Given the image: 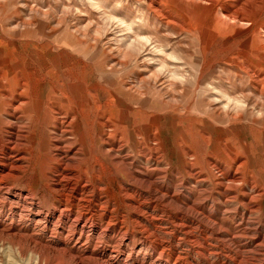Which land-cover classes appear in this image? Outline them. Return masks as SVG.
I'll use <instances>...</instances> for the list:
<instances>
[{"label":"rangeland","instance_id":"374dc122","mask_svg":"<svg viewBox=\"0 0 264 264\" xmlns=\"http://www.w3.org/2000/svg\"><path fill=\"white\" fill-rule=\"evenodd\" d=\"M166 1L174 14L193 13ZM143 5L0 0V264H108V254L89 261L104 247L114 264H264V127L244 120L264 121V95L217 47L203 55L194 40L191 53ZM148 35L168 39L165 54L121 59L124 39ZM174 52L190 54L183 84ZM195 60L207 68L196 71ZM232 84L248 104L237 122L217 119L212 103V87ZM59 121L71 124L64 134ZM60 148L77 174L61 166ZM73 174L74 183L63 177ZM64 208L70 216L58 218ZM77 211L94 228L78 242Z\"/></svg>","mask_w":264,"mask_h":264},{"label":"bare ground","instance_id":"6f19581e","mask_svg":"<svg viewBox=\"0 0 264 264\" xmlns=\"http://www.w3.org/2000/svg\"><path fill=\"white\" fill-rule=\"evenodd\" d=\"M134 1H136L137 3H143V2L146 3V6L143 5V6H145L146 12L149 15H154V18H156L158 21L160 20L162 23L164 22L165 26L169 29V34H168L169 37L173 36V37L177 38V37H180L181 35H183L185 37V39H187L190 42L191 47L193 48V50H191V53H194L193 52L194 51V45H193V42H192L194 40H196L198 42L199 49L203 53V55L207 51H210L212 48L217 47V52L216 53L224 54L223 55L224 60L226 62H228L229 65L234 67L237 71H239V72H241V73H243V74H245L247 76H251V77L255 78V80H256L255 81L256 88H252L251 87L252 89H250V90L259 93L261 96L264 95V0H224L225 2L228 3V5L223 7V9L217 14H213V12H214L215 7L218 5L220 0H176V1H180V2H183V3L191 6L192 9H193V13H191V14H186V13H184V14H182V13L181 14L180 13L179 14H177V13L174 14L173 11L175 9H173L172 6L169 7L165 3V2H167L166 0H134ZM97 5L98 4L96 3V6ZM121 24H120L121 26L124 25V31L127 30V31H131V32L133 31L134 32L135 30L139 29V27H140L139 24L136 23L135 21H131L129 24H127V20H122ZM128 36L130 37V35H128ZM128 36H126V38ZM242 37H243L244 40H242L241 42H237V40H239V38H242ZM130 38H129V41L126 40V39H124V41H123L124 42L123 44H125L124 45L125 48H124V52L122 51L123 55L121 56V59L122 58L126 59V57L129 56L131 54V52H135V51H136V54H137V52L138 53L142 52L141 53L142 55H143V52L144 53L147 52V55L144 56V57H152L153 58V55L156 54V57L158 58L159 56H161V54L162 55L165 54L167 45L169 43L167 41L168 40L167 38H165L163 40H159L157 35H155L154 37L150 36V35H148L146 37H141V38L138 37L140 39H137V40H135V39L132 40ZM186 44L187 43H185V45ZM173 50H175V49H173ZM175 52H174V55L169 57V59L171 60L172 63L175 62L173 64L175 66L174 67V73H173L175 79L173 78V80H175V82L178 83V84L179 83L183 84L184 81L186 82V80H185L186 76L184 75V76L181 77V74H180L181 73V69H180V67L182 68V66L186 65L187 60L190 58V54H189V52H186L185 54H180V53L176 54ZM137 55H139V54H137ZM196 60H195V62H197ZM196 65H197L196 71H199L202 67H203V69L207 68L206 64H205V66H202V65H200L197 62ZM206 81H208V80L206 79ZM233 85L234 84H232L231 87L229 85H228V87L226 86L227 87L226 91H221L220 89L215 87L216 85L211 88L214 91V94H215L214 95L215 99L212 100V103L216 107L214 111L217 112V115H216L217 119H224V118L227 117L232 122H237V121L240 120V117H239L238 113L242 112V111H243L242 113H244V111H246V109L248 108V104H247V101H246L245 97H241L240 96L237 99L232 97V96L235 95V92H236L235 91L236 89H234ZM20 86H21V84H20ZM175 86H176V84H175ZM201 87H202V89H200L201 93H204V92L207 91V88H205L204 85H202ZM5 89H7V88L5 87ZM244 96H245V94H244ZM208 99H210V97ZM7 100H8V98H7ZM249 100L250 99H248V101ZM256 105H254V106H256ZM260 111H259L260 114H262L263 110H260ZM216 112H214V113L216 114ZM228 114H230V116H228ZM260 114L259 113L257 114V118L260 117ZM248 118H244V120H246L247 122L249 121L252 124H258V126L260 125V126L264 127V121L263 120H260V121L258 120L257 121V120L251 119V118H249L250 120H248ZM108 119L109 120L112 119V116L110 115L108 117ZM70 126H71V124L65 126V124L63 122H60V127L62 129L60 131L61 134L66 133L67 129H69ZM102 133H103V131H102ZM112 136L113 135L111 133L108 134V138H112ZM16 138H15V141H13V144H15V145L18 142V141L16 142ZM61 148L58 149L60 151V153L57 155L61 159V166L63 167L64 170H66V171L68 170V171H70L72 173L74 171L77 174V163L75 162L74 159H72L73 157H71L70 160H67L64 157L66 155L65 154L66 152L63 153ZM6 150L10 151L11 149L9 148V146H7ZM66 151H68V150H66ZM116 151L117 150L114 147H112L109 150V152H111L113 155H115ZM231 160H232V158H231ZM236 172H237V170H236ZM76 174L71 175L70 178L65 176V175L63 177L66 178V180L74 183V180L76 179ZM55 182H56V184L54 183L55 185L59 184V181L55 180ZM64 182H65V180H64ZM221 185L223 186V184H221ZM139 187H141V184H140ZM149 196H150V194H149ZM65 202L66 201L64 200L63 203H65ZM68 202H66V203H68ZM71 209L68 210V209L64 208L62 210H58L59 211L58 218H62L63 216H65L66 218L69 217L70 214H71V212H70ZM78 212L79 211L75 212V216L70 221L71 223H73V228L72 229L74 231L75 230L79 231L78 238L76 239L77 242L80 239H82V234L85 232L86 227L89 224L92 223L91 222L92 220L90 218H86L85 216L80 215L81 213L79 214ZM87 214H88V212H87ZM89 228H90V233H89V235H87L88 239L94 233V230H93L94 228L93 229H92V227H89ZM108 228L109 227L107 226L106 230ZM146 240H147V238H146ZM156 246H159L158 248H160L161 242L156 243ZM76 250L77 251L78 250L79 251H83V252L87 251L86 247L80 246L79 243L76 244ZM90 253H88V254H90ZM106 254H108L107 255V258H108L107 263L108 264H114L113 261H112V257H111V254H113V247H112L111 250L108 249L107 247H104L103 252H101L100 254H97V255L93 254L92 255L93 259L89 258V261L100 262V261H102V259L105 257ZM74 259L77 260L76 264H83V259L79 258V256L77 258L74 257ZM233 264H235V263H233ZM238 264H240V262Z\"/></svg>","mask_w":264,"mask_h":264}]
</instances>
